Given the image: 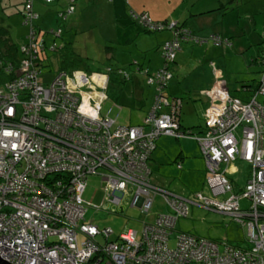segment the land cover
<instances>
[{
	"label": "built area",
	"instance_id": "obj_1",
	"mask_svg": "<svg viewBox=\"0 0 264 264\" xmlns=\"http://www.w3.org/2000/svg\"><path fill=\"white\" fill-rule=\"evenodd\" d=\"M36 1L23 0L25 25L30 27L21 47L23 58L18 68H4L11 78L0 85V264H264V103L258 101L264 96V71L255 95L245 101L231 95L222 73L215 70L214 84L205 92L210 103L206 130H184L182 100L167 96L181 43L227 42L218 35L198 38L178 22L150 25L147 16L135 15L140 24L174 35L161 50L163 67L148 76L156 97L144 123L120 125L112 109L102 113L108 74L70 76L60 70L44 82L41 53L57 49L47 45L46 37H60L61 30L33 27L39 18ZM73 10L61 17L69 18ZM262 61L264 65V53ZM162 136L198 142L211 197L199 192L191 199L180 198L152 183L149 161ZM238 159L252 168L241 193L234 192L221 169ZM91 175L102 178L107 199L116 205L126 194L132 197V208L149 216L154 199L161 196L171 213L143 223L140 233L129 229L114 238L111 228L100 229L86 219L89 204L83 196ZM225 195L229 197L221 200ZM243 201L249 206L244 208ZM191 205L246 226L249 247L177 232Z\"/></svg>",
	"mask_w": 264,
	"mask_h": 264
},
{
	"label": "rangeland",
	"instance_id": "obj_2",
	"mask_svg": "<svg viewBox=\"0 0 264 264\" xmlns=\"http://www.w3.org/2000/svg\"><path fill=\"white\" fill-rule=\"evenodd\" d=\"M8 1H19V0H8ZM139 6L146 8V10L152 9L158 11L159 13L169 14L178 12L187 7V3L191 0H179V5L177 8L174 7L177 4V0H136ZM198 1L199 4L206 3L210 4L213 2L217 4L216 8L219 9L220 3H226L228 10L237 9L239 5V11L230 12L227 15L228 24H232L238 20L239 14L241 17L245 18L247 22L251 25L254 23L249 19L252 13L259 11L261 13L258 16V25L262 29V19L264 17V0H194ZM128 2L124 1L125 7L123 8L125 14L130 12V7H127ZM67 6L66 0H58L53 5H48L50 8V14L47 18L43 16V20L37 21L36 26L45 32H50L52 29H57L59 27L63 28L62 39L57 40V43H63L65 45V50L57 53H51V65L46 68L43 72L44 74L51 70L54 73L58 70L71 72L73 69H83L91 72L104 73L108 67H111L114 71L113 81L108 92V100L103 106V114H106L109 109H112V117H116L118 122L123 125H141L143 123V118L148 114L152 106L149 100L148 91L141 92L140 96L144 99L137 103H127L129 101L128 93L125 92L124 88L129 85V81H123L122 77L119 76V70H123L127 73L132 74L134 70L130 66V47L126 46L124 40V35L122 30L126 28L124 18L120 16V9L115 12L116 4H113L111 0H77L76 1V13L67 22H59L58 16L59 12L62 11ZM143 8V10H144ZM134 9V8H133ZM13 10V9H12ZM128 18V17H127ZM173 22V21H172ZM171 22V23H172ZM174 22H178L174 20ZM60 23V24H59ZM236 23V22H235ZM12 27V28H11ZM7 30L10 34L12 41H14L18 46L25 42V37L29 34V27L23 24V19L21 14L18 13L12 19L5 18L0 9V29ZM260 29V30H261ZM260 30H254L253 37L256 40H262L259 44L256 42L257 48L259 47L260 54L264 48V32ZM23 38V39H22ZM46 41L50 46L55 38L52 36H47ZM126 46V48H125ZM252 52L258 55L256 48H251ZM133 55L137 56L136 51ZM243 56V55H242ZM240 56L234 59L233 65H226V80L228 82V70L230 71V86L232 88V83L236 80L235 77H243L245 71L243 70L244 59ZM199 57V56H197ZM200 58V57H199ZM201 63H196L195 65L187 66L185 74L193 68L199 66ZM211 73L214 75V69L218 68L214 63L210 65ZM239 68V69H238ZM184 69V70H185ZM238 69V70H237ZM213 70V71H212ZM237 70V71H236ZM225 71V68H224ZM239 74H236L238 73ZM43 74V79L48 80L53 77V74ZM178 75V74H177ZM240 75V76H239ZM179 76V75H178ZM248 77L249 75H245ZM256 80H260L261 73L256 74ZM177 78H180L177 77ZM225 79V78H224ZM239 79L237 87L240 86ZM172 80V79H171ZM169 80V82L171 81ZM225 80V81H226ZM252 82L251 93L249 94L251 98L255 95L257 89V83ZM126 85V86H125ZM191 86L195 85V81L192 80ZM255 89V90H254ZM147 90V89H145ZM254 90V91H253ZM233 91V90H232ZM234 96H241L237 88L232 92ZM258 101L264 103V96H260ZM121 108V109H120ZM146 117V116H145ZM175 144H179L177 139H171ZM184 141L182 140L181 143ZM198 152V151H197ZM181 153L177 146L171 149L170 154L166 155L163 160L156 161L154 158L149 162L150 168H178L181 166L183 170H177L175 172L169 171L166 174V181H155V175H152V183L162 191H166L170 194L176 195L180 198H193V196L199 192L210 196V190L207 185V178L205 174V169L203 173H192L186 170V168H206V162L201 155L200 151L197 155L193 153L188 158H183L180 156ZM187 162L185 163V161ZM230 168H233L231 165ZM234 168H251L248 163H245L238 159L234 163ZM223 171L225 166L222 167ZM227 177L231 180L234 186H238L239 180L245 174L242 171L241 174L235 176H229L226 170ZM231 174V172H229ZM159 175V174H158ZM203 177V178H202ZM246 185V184H245ZM243 188L240 190H234L235 193H241ZM229 195L220 197L221 200H225ZM83 199L87 204L88 211L86 214V219L92 221L100 229L111 228L115 235L114 238L119 235L126 233L129 229L141 232L143 228V223L151 221L160 213L171 212L167 206L165 200L161 196H157L154 199V205L149 216H145L143 211L139 207L132 208L131 200L132 197L129 195H124L120 204L116 205L107 199V194L104 191V184L102 178L99 175H91L88 178V186ZM244 208L248 207L249 204L246 201L242 202ZM177 232H185L194 235L198 238L208 239L218 243H228L233 244L232 241H237L240 237L247 236L246 226L239 224L232 217H223L222 215L207 211L206 209L191 205L190 216L186 219H180L177 224ZM175 236L171 238L170 246H175ZM232 243V244H231ZM233 244L232 246H234ZM242 245V244H241ZM243 247V246H242Z\"/></svg>",
	"mask_w": 264,
	"mask_h": 264
},
{
	"label": "crops",
	"instance_id": "obj_3",
	"mask_svg": "<svg viewBox=\"0 0 264 264\" xmlns=\"http://www.w3.org/2000/svg\"><path fill=\"white\" fill-rule=\"evenodd\" d=\"M126 2H128L127 7L132 6L130 7V12L131 11L137 13L146 12L150 14V16L153 19L161 22L171 23L172 21L174 22V20H176L181 25L189 29L192 32V34L198 38L208 40V38L211 35L219 34L224 39L225 38L229 39L231 43V45L224 44L223 46H216L214 43L210 42L209 40L207 42H202V43H196L193 40H188V41L186 40L181 43V50L179 53H177L175 62L171 65L173 78L168 83L167 96L171 99L179 98L182 100V113H181L182 129L192 130L194 134H202L206 130L207 127L206 113L210 103L205 92L211 89L214 84V80L216 79L217 76V72L215 70H218L219 72L222 73L223 80L225 81L227 76L226 65L227 67L228 64L233 65L232 63L234 62V59H237L242 55H243L242 58L244 59L243 61L244 69L238 70L239 69L238 68L237 70L241 72L245 71V74L243 77H241L240 75H239L240 77L238 78L235 77L236 80L234 81V83H232V88L231 87L229 88L231 77L229 73L230 71L228 70V82L227 80L225 81L226 88L229 89L231 93L234 92L237 88V91H239L241 96H236V97L241 98L243 100L247 99L244 96L250 97L249 94L251 93L250 91L251 83L254 82L255 79L257 78L255 77L256 74L258 73L262 74L264 70V65L262 64L261 61L262 58L261 56L264 52V48L261 51V55H259L260 54L259 47L257 48V46L255 45L256 42L259 44L262 40L257 39V37L255 40V38L253 37L254 30L261 29L258 25V20H257L258 16L261 14L259 13V11L252 13L251 18L249 19L251 22L254 23L253 25L247 22L245 18L241 17V14H239L238 20L235 21L236 23L234 22L232 24H228V18L226 14L230 12L239 11V5H241V3L237 6V9L226 10L227 5L224 2L220 3L219 9H217L216 3L215 5L213 4V2H211L210 4H207V2L205 4L204 3L199 4L198 1L191 0L189 1V3H187V7L185 9H182L178 12H174L172 14L171 13L163 14L149 8L148 10H146V8L139 6L136 0H126ZM178 5H179V0H177V4L174 7V9L177 8ZM47 6L48 5L43 2L35 3L34 9L40 15L38 21L42 20L44 22L45 20H43V16H46L47 18L49 17L50 14L49 12L51 9L48 8ZM22 8H23V4L21 0L15 2L8 0H0V9L2 10V14L4 15L5 18L12 19V17H14L16 14L18 15V13L22 11ZM130 12L129 11L127 12L128 17ZM120 16L121 17L123 16L122 10H120ZM126 23H129V25L127 24L126 25L127 27L122 30L124 35L123 41L126 42L127 47L131 48L130 50L131 61L129 62V64L131 67L134 68V70L132 71V74L129 73L130 78L128 80L122 78L123 81L125 82L129 81V85L127 86L125 85L126 87L124 88L123 97L125 96V92H127L129 98V101L127 103H137L144 100L140 96V93L141 92L145 93L146 91H148L149 100L153 106L156 97V88L155 86L151 85L148 82V76L149 74H153L163 67L164 60L161 55V47L165 44V42L171 40L173 38V35L170 31L158 32V33L141 32L142 30L139 31L140 28L138 26L135 25L136 27L135 26L131 27L132 24L130 23L129 20ZM262 23L263 25L260 32H264V17L262 19ZM251 48H256V50L258 51V55L255 52H252ZM135 51L137 53V56L133 55ZM197 56H199L200 58ZM197 62L201 64L193 68V70L189 71L188 74H185L186 72L185 68L189 65H195ZM212 63H214L218 67L214 69L213 72L214 75L211 73V69H209ZM77 72L85 73V71H83L82 69H75L69 72V74L71 76ZM92 74H103V73L93 72L88 75H92ZM104 74H108L107 69L104 72ZM177 74L180 76V78H177L179 77ZM236 74H239V72ZM245 75H249V76L246 77ZM240 78H242L240 80L241 85L237 87L236 83H238ZM192 80L195 81L194 86L190 85ZM255 82L258 84L259 79L256 80ZM111 84H109V89L111 87ZM244 86L246 87L244 88ZM106 101L103 102V106L106 103ZM145 116L142 120L143 123L146 118ZM143 123L141 122V124ZM128 126H132V125H128ZM171 139H172L171 137H167V136L160 137L157 141V149L153 153L151 159L154 158L156 161L163 160L166 155L170 154L171 149L175 148V146H177L181 155L185 159L188 158L187 156L191 155L192 153L194 155H197L199 151L202 155L201 148L198 142H196L195 140H183L184 141L183 143H181L182 140H178L179 144L177 145ZM186 162L187 160L185 161V163ZM234 163L231 164L233 165V168H230L231 167L230 165L229 167H225L224 171L222 168L221 169L223 172H226L227 170L229 176H233V175L237 176L241 174L242 171H245L243 177L238 181L240 185L235 187L236 190H240L241 188H244L245 184L249 180L252 168H234ZM150 169H151V177L152 175H155L154 183L156 181H160V182H162L163 180L166 181L167 172L169 171L175 172L177 170L178 171L180 170L178 168H150ZM204 169H205V174L207 175L206 168H186L189 174L197 173V175L200 172L203 173ZM181 170H183V168ZM229 172H231V174H229ZM220 215H222L223 217L224 216L228 217L223 214ZM247 235H248V230H247ZM232 242L233 244H235L234 245L235 247H240V248L249 247L247 236L246 237L241 236L239 240Z\"/></svg>",
	"mask_w": 264,
	"mask_h": 264
},
{
	"label": "trees",
	"instance_id": "obj_4",
	"mask_svg": "<svg viewBox=\"0 0 264 264\" xmlns=\"http://www.w3.org/2000/svg\"><path fill=\"white\" fill-rule=\"evenodd\" d=\"M22 1V4H23V8H24V3H23V0H21ZM57 0H53L52 2H50V3H46V2H44L43 0H40V1H36L35 3H37V2H43V3H45V4H47V5H50V4H53V3H55ZM67 1V6L62 10V11H60L59 12V16L57 17L58 18V20H59V22H67L70 18H72L73 17V15H75V13H76V1L77 0H73V2L71 1V0H66ZM124 1H126V0H112V2H113V4H116V7H115V10H117V9H120L121 7H122V11H123V18H124V22H125V25H129V23H126V22H128V20L130 21V23L132 24L131 25V27H134L135 25L136 26H138L140 29H139V31H141V32H145V33H158V32H164V31H170L171 33H172V35H174L173 34V32L171 31V30H168V29H165V30H163V31H155V30H152L151 28H150V25L152 24V23H167V22H161V21H156L155 19H153L151 16H150V14H148V13H146V12H142V13H137V12H134V11H131L130 13H129V17H128V13L127 14H125V12H124V10H123V8H124ZM35 3H34V5H35ZM72 7H74V10H73V13L69 16V18H67V19H64L63 17H61V13H63L64 14V12L67 10V9H70V8H72ZM23 8H22V11L20 12V14H21V17H22V19H23V24L25 25V18H24V15H23ZM35 10V9H34ZM226 10H228L227 8H226ZM35 13H37L36 12V10H35ZM37 15L40 17V15H39V13H37ZM135 15L136 16H141V15H144V16H147V19H148V22H149V24L150 25H145L144 23L143 24H140L139 23V21L138 20H136L135 19ZM128 17V18H127ZM130 18V19H129ZM39 19V18H38ZM38 20H35L34 21V23H33V27H37L36 26V22H37ZM170 22H168V24H169ZM60 24V23H59ZM179 25L180 26H182V27H184L183 25H181L180 23H179ZM25 26H27V25H25ZM135 26V27H136ZM27 27H29V26H27ZM127 27V26H126ZM186 28V27H185ZM3 28H1L0 29V62H1V65H0V85H2V84H4L5 82H7L11 77L10 76H8L7 74H6V72H5V70H4V68L6 67V66H8L9 64H13L16 68H18L19 67V64H20V62H21V59L23 58V54H22V52H21V47H22V45L26 42V37H25V42L24 43H22L20 46H18L14 41H12V39H11V37L9 36V32L7 31V30H2ZM29 29H30V27H29ZM59 30H61V35H60V37H56L55 38V41L50 45V46H52V45H56L57 46V49H56V51L54 52V53H57V52H61V51H63V50H65V45L63 44V43H57V40H59V39H62V37H63V34H64V32H63V28L62 27H59L58 28ZM42 32H43V30H41ZM216 35H218V36H220L221 38H222V40H224V41H226L227 42V44L226 45H231V43H230V41H229V39H224L221 35H219V34H216ZM263 37H264V35H263ZM172 40V39H171ZM170 41V40H169ZM169 41H167V42H169ZM210 42H212V43H214L216 46H223L224 44H216L214 41H212V40H209ZM47 42V41H46ZM167 42H165V44L167 43ZM164 44V45H165ZM47 45H48V43H47ZM164 45L161 47V50L163 49V47H164ZM49 46V45H48ZM181 50V49H180ZM49 52H51V53H53L52 51H43L42 53H41V58H40V61H39V66L41 67V69H42V76H43V72H45L44 70L46 69V68H48V67H50V65H51V57H50V54H49ZM180 52V51H179ZM178 52V53H179ZM263 55V54H262ZM262 57V56H261ZM110 69V79H111V81H110V84L112 83V81H113V73H114V71H113V69L111 68V67H108L107 68V71ZM73 70H75V69H73ZM83 70V69H82ZM83 71H85V73L86 74H90V73H93V72H91V71H86V70H83ZM119 72H120V70H119ZM45 74H48V75H50V74H53V72L51 71V70H48ZM44 74V75H45ZM119 76H120V73H119ZM49 79H50V77H49ZM48 79V80H49ZM44 80V79H43ZM48 80H44V82L45 81H48ZM260 81V80H259ZM258 84H259V82H258ZM258 84H257V88H258ZM251 87H252V85H250ZM246 86H244V88H245ZM251 87H250V89H251ZM255 90V89H254ZM253 90V91H254ZM250 91H252V90H250ZM256 91H257V89H256ZM231 93V92H230ZM231 95H232V93H231ZM234 96V95H233ZM234 97H236V96H234ZM253 97V96H252ZM251 97V98H252ZM236 98H238V97H236ZM250 98V99H251ZM239 99H241V98H239ZM243 100V99H242ZM247 101L249 100V98L248 99H246ZM245 100V101H246ZM179 169H182L181 167L179 168ZM157 197V196H156ZM170 209V208H169ZM171 211V210H170ZM169 213H171V212H169ZM160 214H162V213H160ZM178 224V223H177ZM143 229V228H142ZM176 229H177V226H176ZM142 231V230H141ZM138 233H140V232H138ZM119 237V236H118ZM117 238V237H116ZM230 245V244H229ZM232 246V245H231Z\"/></svg>",
	"mask_w": 264,
	"mask_h": 264
},
{
	"label": "clouds",
	"instance_id": "obj_5",
	"mask_svg": "<svg viewBox=\"0 0 264 264\" xmlns=\"http://www.w3.org/2000/svg\"><path fill=\"white\" fill-rule=\"evenodd\" d=\"M112 1V0H111ZM179 23V22H178ZM37 28V27H36ZM38 29V28H37ZM58 29V28H57ZM40 30V29H39ZM53 30V29H52ZM30 31V30H29ZM28 36V35H27ZM264 38V37H263ZM264 53V52H263ZM263 56V55H262ZM261 61H262V58H261ZM262 64H263V61H262ZM58 71H60V70H58ZM62 71V70H61ZM120 71H123V70H120ZM264 71V70H263ZM67 72V71H66ZM108 72V71H107ZM123 72H125V71H123ZM127 73V72H126ZM263 73V72H262ZM104 74V73H103ZM109 74V77H110V73H108ZM129 74V73H128ZM262 75V74H261ZM120 76H122V78H125L123 75H121L120 74ZM130 76V75H129ZM130 78V77H129ZM126 79V78H125ZM126 80H128V79H126ZM110 81H111V79L109 80V84H110ZM109 84H108V89H107V99H108V90H109ZM167 89H168V87H167ZM103 110V109H102ZM110 110V109H109ZM151 110V109H150ZM113 111V110H112ZM102 113H103V111H102ZM149 113V112H148ZM111 116H112V114H111ZM119 123V122H118ZM121 125V124H120ZM142 125V124H141ZM128 126V125H127ZM182 126V125H181ZM192 131V130H191ZM193 132V131H192ZM172 138V137H171ZM175 139V138H174ZM178 140V139H177ZM182 140H191V139H182ZM197 142V141H196ZM157 149V148H156ZM155 152V151H154ZM153 155V154H152ZM151 158H152V156H151ZM151 158H150V160H151ZM150 162V161H149ZM250 165V164H249ZM150 167V166H149ZM181 167V166H180ZM206 169H207V167H206ZM151 170V169H150ZM227 176V175H226ZM206 178H207V175H206ZM228 178V177H227ZM230 181V180H229ZM208 211V210H207ZM215 213H217V212H215Z\"/></svg>",
	"mask_w": 264,
	"mask_h": 264
},
{
	"label": "water",
	"instance_id": "obj_6",
	"mask_svg": "<svg viewBox=\"0 0 264 264\" xmlns=\"http://www.w3.org/2000/svg\"><path fill=\"white\" fill-rule=\"evenodd\" d=\"M6 264V263H5Z\"/></svg>",
	"mask_w": 264,
	"mask_h": 264
}]
</instances>
